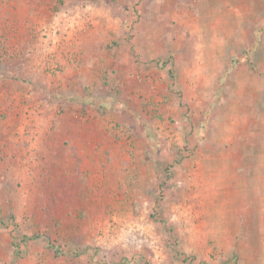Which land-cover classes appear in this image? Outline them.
<instances>
[{
    "label": "rangeland",
    "instance_id": "374dc122",
    "mask_svg": "<svg viewBox=\"0 0 264 264\" xmlns=\"http://www.w3.org/2000/svg\"><path fill=\"white\" fill-rule=\"evenodd\" d=\"M0 203L14 264H264V0H0Z\"/></svg>",
    "mask_w": 264,
    "mask_h": 264
},
{
    "label": "crops",
    "instance_id": "0c3cea01",
    "mask_svg": "<svg viewBox=\"0 0 264 264\" xmlns=\"http://www.w3.org/2000/svg\"><path fill=\"white\" fill-rule=\"evenodd\" d=\"M246 158H248V156H246ZM243 172H244L243 173V177H244L243 180L246 182L245 183L243 182V184L240 186V188L242 190H245L246 192H248L247 190H248V187L250 186V183H248V182H250V178H252L253 174L251 173L250 170H247V169H244ZM260 177H261V175H260ZM7 207L8 206H5L4 204L0 203V209L1 208L2 209L7 208ZM6 223H7V220L0 223V264H14V260L18 256L17 254H19V253L16 251V248L14 249V244H13L14 242H12L13 239L9 233L10 228H6V226H5ZM8 235H9V237H8ZM31 250L32 251L30 254H32L34 252L33 249H31ZM39 251H38V254H39ZM44 251H41V254L37 255V250H35L34 254H36V257L38 256V258H39L40 255L42 256V253ZM44 253L47 254L46 252H44ZM39 264H41V263H39ZM43 264H47V263H43Z\"/></svg>",
    "mask_w": 264,
    "mask_h": 264
},
{
    "label": "trees",
    "instance_id": "16d2710c",
    "mask_svg": "<svg viewBox=\"0 0 264 264\" xmlns=\"http://www.w3.org/2000/svg\"><path fill=\"white\" fill-rule=\"evenodd\" d=\"M252 62V61H251ZM253 63V62H252Z\"/></svg>",
    "mask_w": 264,
    "mask_h": 264
}]
</instances>
